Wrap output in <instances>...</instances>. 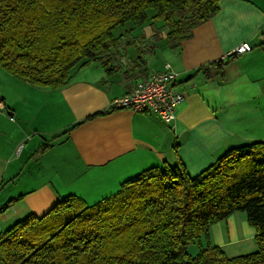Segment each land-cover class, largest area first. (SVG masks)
<instances>
[{
  "label": "crops",
  "instance_id": "crops-1",
  "mask_svg": "<svg viewBox=\"0 0 264 264\" xmlns=\"http://www.w3.org/2000/svg\"><path fill=\"white\" fill-rule=\"evenodd\" d=\"M218 4L219 12L177 46L168 44L169 27L162 22L118 28L120 45L106 57L109 63L91 60L73 69L62 87L6 75L9 87L0 90V208L15 200L0 213V233L30 214L42 217L67 195L94 205L151 167L182 161L196 177L231 148L264 142V0ZM243 43L251 44V52L227 56ZM166 63L185 94L172 122L111 110L112 99ZM236 214L213 224L202 242L225 251L255 237L247 214Z\"/></svg>",
  "mask_w": 264,
  "mask_h": 264
},
{
  "label": "trees",
  "instance_id": "trees-1",
  "mask_svg": "<svg viewBox=\"0 0 264 264\" xmlns=\"http://www.w3.org/2000/svg\"><path fill=\"white\" fill-rule=\"evenodd\" d=\"M219 1L0 0V66L27 84L59 88L73 69L109 63L118 28L162 22L177 46L219 12ZM186 169L182 161L151 167L94 205L62 197L0 233V264H264V142L231 148L196 177ZM237 211L256 228V252L229 258L202 245Z\"/></svg>",
  "mask_w": 264,
  "mask_h": 264
},
{
  "label": "built area",
  "instance_id": "built-area-1",
  "mask_svg": "<svg viewBox=\"0 0 264 264\" xmlns=\"http://www.w3.org/2000/svg\"><path fill=\"white\" fill-rule=\"evenodd\" d=\"M252 46L243 43L227 53V56H236L251 52ZM184 90L180 87L178 73L166 63L161 71L140 80L125 94L115 97L110 102L111 109H130L137 112L153 113L170 123L176 118V108L185 99ZM0 108L5 106L0 101Z\"/></svg>",
  "mask_w": 264,
  "mask_h": 264
},
{
  "label": "rangeland",
  "instance_id": "rangeland-1",
  "mask_svg": "<svg viewBox=\"0 0 264 264\" xmlns=\"http://www.w3.org/2000/svg\"><path fill=\"white\" fill-rule=\"evenodd\" d=\"M6 75L10 76V74L5 69H3L0 66V90L7 89L9 87L8 83H7L8 80H7V78H5ZM0 96H1V94H0ZM236 213H237L236 215H237L238 218H245L246 217V213L243 212V211H238ZM225 221H226V219H225ZM250 226L254 227L252 225H250ZM240 236H244L243 235V231H240ZM242 238H244V237H242ZM204 239H203L202 245H204V243H205V245L206 244L208 245L209 244L208 243L209 240L206 242V240L204 241ZM199 248H200L199 245H197V244L194 245L193 244V245H190L189 251L192 254L193 253H198L199 252ZM257 250H258V244H257L256 238L253 237V238H250V239L249 238L248 239H242L240 243H236L234 245L231 244L230 246L226 247L225 248V251H226L225 254L227 255L226 257L233 258V257H236V256H242V255L246 256L247 254L256 252Z\"/></svg>",
  "mask_w": 264,
  "mask_h": 264
}]
</instances>
